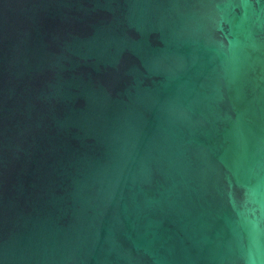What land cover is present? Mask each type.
<instances>
[{"label": "water", "instance_id": "water-1", "mask_svg": "<svg viewBox=\"0 0 264 264\" xmlns=\"http://www.w3.org/2000/svg\"><path fill=\"white\" fill-rule=\"evenodd\" d=\"M0 264H264V0H0Z\"/></svg>", "mask_w": 264, "mask_h": 264}]
</instances>
